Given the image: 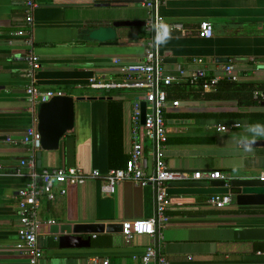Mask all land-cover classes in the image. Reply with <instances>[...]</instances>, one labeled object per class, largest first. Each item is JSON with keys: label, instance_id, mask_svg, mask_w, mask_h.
<instances>
[{"label": "crops", "instance_id": "crops-1", "mask_svg": "<svg viewBox=\"0 0 264 264\" xmlns=\"http://www.w3.org/2000/svg\"><path fill=\"white\" fill-rule=\"evenodd\" d=\"M38 3L30 27L25 0H0V264H30L19 220V191L28 180L19 171L21 160L29 153L24 135L37 115L26 93L30 80L25 37L34 39L41 60L36 74L39 88L77 100L75 128L62 139L58 151L43 152L42 169L78 167L103 175L127 165L132 107L137 97L129 92L91 89L88 84L95 77L120 78L124 66L143 59L151 40L146 25L117 29L113 45L82 40L84 30L108 27L115 21L146 24L150 11L139 4L117 6L93 0ZM159 13L167 24H182L185 29L165 30L157 39L165 74L207 68L210 74L220 75L222 67L232 64L239 78L238 88H222L212 92L214 98L201 95V99L180 101L179 108L169 109V141L164 149L168 167L203 176L220 171L228 179H259L264 173V0H168ZM205 21L214 28L210 39L198 34ZM199 59L204 64H196L194 60ZM108 92L120 95L110 98ZM114 100L123 101L119 139L118 125L114 138L111 133L109 104ZM259 115L263 118L254 121ZM222 126L227 130L220 132ZM146 153L152 172L149 142ZM211 197L172 196L170 223L154 237L81 235L91 239L90 248L60 249L59 239L72 234L65 230L68 226L123 224L156 215V191L151 186L124 182L114 195L104 194L99 181L67 186L65 196L42 204L40 264H93L94 260L97 264H142L147 248L153 246L162 248L169 264H264V253L255 252L254 242L233 239L235 230L264 228V215H215L212 212L238 207L234 200L225 209L214 208L207 204Z\"/></svg>", "mask_w": 264, "mask_h": 264}, {"label": "built area", "instance_id": "built-area-1", "mask_svg": "<svg viewBox=\"0 0 264 264\" xmlns=\"http://www.w3.org/2000/svg\"><path fill=\"white\" fill-rule=\"evenodd\" d=\"M107 5L130 6L139 4L150 11L146 21V33L151 40L145 48V55L140 62L126 65L121 69L120 78L108 80L104 76L93 78L88 86L91 89L103 91H123L134 93L136 101L132 107L131 141L129 148V160L124 169L110 170L102 174L98 170L86 172L78 167H64L53 169H40L38 167V152L41 151V136L38 131V121L30 126L25 135L24 143L28 146V156L20 162V173L27 178V185L19 191V220L22 226L21 238L25 244V250L29 256L30 264H40L43 258V250L39 243L43 223L39 213L43 202H54L58 197L67 194V186H82L89 181H99L104 194L114 195L120 184L132 182L140 187L151 186L156 191V215L149 220H138L123 223L122 234L131 239L134 235L156 236L167 228L171 217L167 211L173 204L172 196L167 191L172 182L202 180H224L220 171L209 172L205 176L198 172L172 171L166 162L164 149L169 141V122L166 115L170 108H179V100L170 99V89L175 85H188L200 89L206 93L215 92L221 82H238L232 64L222 67L220 75L210 74L207 68L188 73L186 69H180L176 75H167L164 70V61L157 48V39L165 30L184 32L182 24H167L159 13V8L168 0H93ZM26 23L32 27L34 23V11L38 8V0H25ZM200 38L210 39L214 36V28L211 22L205 21L198 29ZM25 45L28 48L27 77L30 80L27 88V99L38 115L42 104L48 103L60 92L42 90L36 81V74L42 64L36 53L35 41L32 37H25ZM196 64H204V61L194 60ZM264 98V96H263ZM146 103V121L141 123V104ZM220 132L227 130L219 127ZM147 142L152 145L154 170L150 172V161L146 153ZM264 182V173L260 176ZM208 205L225 209L234 203L231 195L212 196ZM96 238V235H94ZM142 264H169L162 248L149 247L142 257ZM93 264H97L94 260ZM102 264H109L104 261Z\"/></svg>", "mask_w": 264, "mask_h": 264}, {"label": "water", "instance_id": "water-1", "mask_svg": "<svg viewBox=\"0 0 264 264\" xmlns=\"http://www.w3.org/2000/svg\"><path fill=\"white\" fill-rule=\"evenodd\" d=\"M96 4H102L96 2ZM145 22L115 21L108 27L84 30L82 40L113 45L117 38V29L122 27L145 26ZM228 62V60H224ZM105 99V98H102ZM80 100H85L81 98ZM91 100V98H90ZM76 99L67 95H57L39 108L37 121L41 136V151L38 152V167L42 169L43 152H56L60 149L62 139L75 128ZM141 123L146 121V103L141 104ZM168 195L176 197L231 195L237 207H263L264 182L260 179L238 177L233 179L206 181L190 180L172 182L169 184ZM71 235H64L59 239L60 249L90 248L91 239H84L81 235L118 234L123 232V224H77L72 228H65ZM235 241L258 242L264 241V228H247L235 230Z\"/></svg>", "mask_w": 264, "mask_h": 264}, {"label": "trees", "instance_id": "trees-1", "mask_svg": "<svg viewBox=\"0 0 264 264\" xmlns=\"http://www.w3.org/2000/svg\"><path fill=\"white\" fill-rule=\"evenodd\" d=\"M233 87L238 88V84L236 82H221L218 85L217 90L215 91V93H217L220 89L222 88H227V89H231ZM215 93H206L203 92L200 89H196L193 87H190L188 85H175L173 87H171L170 89V99L171 100H179V101H186L188 99L194 98L195 100L201 99V95H204L208 98H214ZM120 94H118L117 92H108V96L110 98H115L118 97ZM135 95V94H134ZM122 100H118V101H111L109 104V111L112 112V116L111 117V128L112 129V137L114 138V129L115 127L118 125V139L120 138V128H121V120H122V116H121V108H122ZM117 113V116L115 115ZM167 118L170 117L169 114L166 115ZM173 117V116H171ZM195 118H198L199 116H194ZM202 117V116H201ZM200 117V118H201ZM209 117V116H206ZM254 118H256L254 121L263 118V116H255ZM118 120V122H117ZM111 144L112 146L115 145L114 139L111 140ZM204 213V212H203ZM215 215H223V216H259V215H264V207H238V208H232V209H226V210H217L215 212H212ZM173 213H171L170 209L167 211V215L171 217ZM96 244V243H95ZM254 249L255 252H262L264 253V241H258V242H254Z\"/></svg>", "mask_w": 264, "mask_h": 264}, {"label": "clouds", "instance_id": "clouds-1", "mask_svg": "<svg viewBox=\"0 0 264 264\" xmlns=\"http://www.w3.org/2000/svg\"><path fill=\"white\" fill-rule=\"evenodd\" d=\"M256 127H259V126H256ZM253 130H255V129H253Z\"/></svg>", "mask_w": 264, "mask_h": 264}]
</instances>
